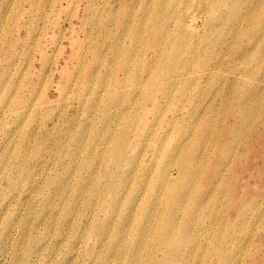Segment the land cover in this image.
<instances>
[{
    "label": "rangeland",
    "instance_id": "rangeland-1",
    "mask_svg": "<svg viewBox=\"0 0 264 264\" xmlns=\"http://www.w3.org/2000/svg\"><path fill=\"white\" fill-rule=\"evenodd\" d=\"M154 29L171 75L151 74ZM169 172L174 195L191 182L172 221ZM215 246L264 264V0H0V264H206Z\"/></svg>",
    "mask_w": 264,
    "mask_h": 264
},
{
    "label": "bare ground",
    "instance_id": "bare-ground-1",
    "mask_svg": "<svg viewBox=\"0 0 264 264\" xmlns=\"http://www.w3.org/2000/svg\"><path fill=\"white\" fill-rule=\"evenodd\" d=\"M167 18L173 19L174 16H173V14H169V16H167ZM188 26L192 31L195 29L192 24H189ZM135 31L139 35V38L142 37L141 35L144 36L145 31L147 34V30H143L142 26H139ZM153 33H154V35H153L154 37H153L152 42L154 45L152 47H154L156 49L157 61L152 68L151 74L153 77H156V76L161 77V75L163 73H165L167 68H169L168 75H171L175 70V69L171 68V66H175V61L170 56L165 55L166 44H164V43L162 44L160 42V36H161L160 32L155 31V29H154ZM168 35H169L167 37L168 43L171 46L175 47L176 43L173 41L174 40L176 41V35H175V37H172V34L170 32L168 33ZM127 52L130 54L132 51L130 49H127ZM143 69L145 72L146 66H144ZM126 73H127V71L124 72V74H126ZM146 79L147 78H145L143 76V73L139 76V80L142 82H144ZM158 84H163V79L158 80ZM157 91H158V89L156 91L152 92L151 94H149V96H148V99L152 100L153 106L155 107L156 110L158 107V103H157V98L155 96V93H158ZM193 164H194L193 157L189 158L188 159L189 167L186 169L185 173H186V175H189L190 177H193L195 174V172L192 170ZM16 171H17V175H18L16 178L19 180V182L17 184L26 186L25 192H26V194H28V196L25 197L26 200H30V201L35 202L34 198L32 197L33 193L35 195L42 196L43 201L47 200L45 188L42 186V183H41V179L43 177H39L37 175L29 176L27 173V169L22 165ZM190 179L192 180V178H190ZM164 181L165 182L163 184H159L158 189L155 190L154 198L165 200V199H168L170 196L168 218H170L172 221V219H173L172 213L174 212L173 210L175 208H177L178 198H180V196H184V194L186 195L187 191L185 188L189 187L191 185V182L188 183L185 181L184 184L182 183L180 186L179 193L177 195L175 193V195H174V192H176V190H177V181L174 179H171V173L170 172L166 175ZM65 186H66L65 182H62L60 189L55 192V195H59V194L62 196L65 195L67 193V189L65 188ZM172 193H173V195H172ZM53 199H54V197L50 198L48 201L50 203L51 210L53 213H56V212L59 213L60 210L63 208L61 206H57ZM172 199H174V200H172ZM149 206H150V209L153 211H152V213H150V216H149L148 220L146 221L147 224L144 225V228L142 231L143 235L141 236V239H140L139 245H138L139 249H144L146 247L147 239L150 236L151 230L153 227V224H152L153 221L152 220H153L155 214H158L159 209H160L159 204H157L155 201H154V203L153 202L150 203ZM160 211H162V209ZM159 215H161V214L159 213ZM161 216L167 217V215L166 216L161 215ZM180 244H182V243L180 242ZM233 251H234V249L226 248L225 246H223V247L222 246H215L214 250L210 254L211 255L210 258L212 260H210V258L207 259L206 264H230L229 260L232 258Z\"/></svg>",
    "mask_w": 264,
    "mask_h": 264
}]
</instances>
